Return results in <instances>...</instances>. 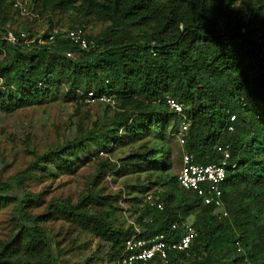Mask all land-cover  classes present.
Wrapping results in <instances>:
<instances>
[{
  "label": "trees",
  "instance_id": "1",
  "mask_svg": "<svg viewBox=\"0 0 264 264\" xmlns=\"http://www.w3.org/2000/svg\"><path fill=\"white\" fill-rule=\"evenodd\" d=\"M174 1L185 5L178 22L170 18L151 33L133 35L127 20L136 10L145 9L147 3L132 0L101 37L88 35L97 49L83 51L63 38L50 45H27L24 41L12 44L5 40L3 35L10 30L3 25L8 10L14 8L11 0H0V45H10L14 52L11 64L0 71L9 91L8 96H0V110L42 104L52 96L51 87L58 84L56 76L63 74L70 82L66 92L80 101L84 97L79 92H94L116 100L155 101V110L123 111L114 120V130L100 137L92 135L90 141L100 143L102 151L109 154L113 149L138 143L149 124L156 123L161 140L171 126L175 137L180 131V117L166 104L167 97L174 98L183 104L191 123L185 147L196 164L220 162L218 148L230 145V165L223 184L229 216L224 217L179 185V196L174 191L161 195L163 211L149 206L140 209L136 223L142 227V236L165 233L177 239L179 232L172 230V225L187 222L177 209L189 217L199 208L200 215L192 223L197 237L190 256L179 254L169 264H264V0ZM50 32L43 38L48 39ZM10 72L14 73L13 80ZM62 80L59 87L65 85ZM85 146V140H76L45 156L53 162L77 164ZM161 153L131 157L132 174L167 171ZM235 163L238 166L232 169ZM120 169V165L114 166V171ZM15 186L25 188L23 175L17 177ZM27 202L0 193V213L17 204L22 228L34 243L44 247L41 264H61L47 230L29 218ZM176 202L178 208L172 207ZM153 216L154 220L145 219ZM26 222L29 227H25ZM116 233L123 235L120 257L133 228L124 234ZM224 238L231 248L220 253L225 250L217 245ZM6 249L0 256L6 254Z\"/></svg>",
  "mask_w": 264,
  "mask_h": 264
},
{
  "label": "rangeland",
  "instance_id": "2",
  "mask_svg": "<svg viewBox=\"0 0 264 264\" xmlns=\"http://www.w3.org/2000/svg\"><path fill=\"white\" fill-rule=\"evenodd\" d=\"M31 1V15L8 10L3 28L12 33H26L33 40L54 28L82 29L87 35L99 38L132 0ZM145 2L147 7L136 10L127 20L133 35L151 33L170 18L178 22L185 11V5L174 0ZM13 57L10 45H0V71L11 64ZM13 76L10 72L11 80ZM60 78L65 85L59 87ZM60 78L56 76L58 84L52 85V96L42 104L0 110V193L28 201L29 218L47 230L61 264H117L123 235L116 231L124 234L131 222H138L147 193L161 196L174 191L176 196L180 195L178 174L186 147L180 146L176 136L172 137V126L165 130L161 140L154 123L146 126L138 143L101 156L104 147L90 141L92 135L100 137L114 130V120L123 111L155 110V101L118 98L115 108L104 103L89 105L68 95L66 87L70 82L64 74ZM4 81L0 77V96L9 95ZM76 140H85L86 145L79 163L53 162L45 156ZM157 151H162L161 161H166L167 171L132 174L131 157L146 158ZM115 165L121 166L118 172L114 171ZM110 173H113L111 181ZM19 175L24 177V189L15 186ZM1 184L10 186L1 187ZM191 199L196 201L194 197ZM177 205V202L171 204L175 208ZM177 211L184 221L191 223L200 215L199 208L189 217ZM22 222L17 204L0 213V252L7 247L6 254L0 256V264L42 263L44 247L30 239ZM25 225L29 227L30 223ZM225 241L224 238L217 245L225 250L220 253L230 251L231 246Z\"/></svg>",
  "mask_w": 264,
  "mask_h": 264
},
{
  "label": "built area",
  "instance_id": "3",
  "mask_svg": "<svg viewBox=\"0 0 264 264\" xmlns=\"http://www.w3.org/2000/svg\"><path fill=\"white\" fill-rule=\"evenodd\" d=\"M15 11L21 15L29 16L32 14L31 0H11ZM12 44H18L24 41L25 44L38 42L39 45L53 44L57 38H63L70 41L83 51L96 50L95 41L88 39L87 33L82 29H58L54 28L48 39L37 37L31 40L26 33L14 34L10 31L3 37ZM67 57H72L71 53H67ZM84 102L89 105L104 103L116 107L117 101L113 97L106 95H96L94 92L83 94ZM166 104L169 109L180 117V131L176 138L180 146L185 147L191 123L184 112V106L177 100L167 97ZM232 130V128H231ZM218 151L222 155V160L218 163L207 165L196 164L192 154L185 153L183 156L182 167L178 174V183L186 191L193 193L197 198L201 199L205 205L213 206L218 209L224 217H228L229 213L224 201L223 184L227 178L228 167L230 165V145L219 147ZM101 156H108L105 151L100 152ZM237 164L232 165V169L237 168ZM113 173L108 175L111 181ZM149 206L159 211L165 209V202L157 193H148L142 204V208ZM133 228L132 235L126 240L122 254L117 264H169L171 259H178L179 254L190 256V250L197 237V230L190 222L182 224L174 223L172 230L179 232V238L169 237L165 233L142 236V227L136 222L130 223Z\"/></svg>",
  "mask_w": 264,
  "mask_h": 264
}]
</instances>
